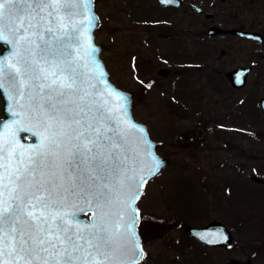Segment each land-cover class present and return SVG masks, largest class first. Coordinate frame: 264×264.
<instances>
[{
  "label": "snow or ice",
  "instance_id": "snow-or-ice-1",
  "mask_svg": "<svg viewBox=\"0 0 264 264\" xmlns=\"http://www.w3.org/2000/svg\"><path fill=\"white\" fill-rule=\"evenodd\" d=\"M90 4L0 0V93L14 117L0 123V264L144 257L136 201L160 161L96 59Z\"/></svg>",
  "mask_w": 264,
  "mask_h": 264
},
{
  "label": "rangeland",
  "instance_id": "rangeland-1",
  "mask_svg": "<svg viewBox=\"0 0 264 264\" xmlns=\"http://www.w3.org/2000/svg\"><path fill=\"white\" fill-rule=\"evenodd\" d=\"M153 2L94 0L100 19L95 39L110 78L132 93L134 117L167 159L144 185L140 217H175L192 226L220 221L234 240L229 247H207L184 228L155 236L152 223L148 230L144 224L139 264H264V181L251 179H264L258 104L264 97V43L206 34L214 24L264 30V0H186L201 6V14L154 9ZM210 12L214 19L204 16ZM150 19L159 21L156 28L147 25ZM237 65L253 66L241 89L226 78L227 68ZM160 69L168 74L161 76Z\"/></svg>",
  "mask_w": 264,
  "mask_h": 264
},
{
  "label": "water",
  "instance_id": "water-1",
  "mask_svg": "<svg viewBox=\"0 0 264 264\" xmlns=\"http://www.w3.org/2000/svg\"><path fill=\"white\" fill-rule=\"evenodd\" d=\"M172 1H174V0H171V2H166V0H159L160 3H172ZM89 8H90V14L96 17V25L91 29V35L93 37V43H94L95 47L98 49V51L96 53V59L99 60L100 64L103 66V69L107 75L108 82L113 87H115L120 92H122L125 96L128 97V101H127L128 117L127 118L132 123H134L135 125L139 126L140 128H143L145 130L144 133L134 132V134H133L134 138L139 137L141 135L144 137V141L147 142L148 149L151 152V156L149 157V160L150 161H152V160H159L160 161V167L157 170V172H159L166 165L167 159L164 156H160L157 154V142L153 141L150 138L146 125L137 121L134 118L133 113H132V106H133L132 94L126 90H123V89L117 87L111 81L110 76H109V71L107 70L105 63L100 56L102 46L97 44L95 41L94 32H95L96 28L100 25V19H99L98 14L95 11L94 0H91V4L89 5ZM192 8L194 10H200V8H198L194 5ZM221 32H222V29L220 27L212 26L209 28L207 35L208 36H214L216 34H220ZM227 32H229L230 34L239 35L240 37L245 38V39H251V40L256 41V42H262L263 41L262 34L259 32H256V31L251 32V31L241 30V29H228ZM0 46L2 47L0 54H2V51H6V48H8L10 50V46L4 45L2 42H0ZM3 54L6 55L7 52H3ZM250 71H251L250 66H242V67H238V68L232 70L231 72H229L228 77L230 79L231 85L235 88L243 87L247 81V77H248ZM158 73L161 76H166L168 74V70L167 69H160ZM0 95L3 99V113H4V116L2 118H0V123H3V122L14 119V117H12L10 111L7 110L10 106V101H8L7 99L4 98L3 93H0ZM259 104H260V107L262 109L263 119H264V98H261L259 100ZM24 142L30 143L31 141L29 139H26ZM33 142H35L34 138H33ZM150 166H152V165H150ZM143 174L146 177L148 175L147 172H144ZM153 176H151V177H153ZM151 177H148L147 180L150 179ZM253 180H255L257 182H263V180L261 178L256 177V176H253ZM143 186L140 187V189H139L141 194L143 191ZM137 201H136V203H137ZM83 218L85 220H88V215H85ZM137 223H138V218L136 219V225H137ZM185 231L189 235L193 236L194 238H196L198 241H200L201 243H203L206 246L224 247V246H229L233 241V235L231 234L229 229L220 221H212L206 225L199 226V227L187 225L185 228ZM135 233H136L137 242L141 246L137 227L135 229ZM226 264H251V262H250V260H248L246 263H239L235 259H231Z\"/></svg>",
  "mask_w": 264,
  "mask_h": 264
},
{
  "label": "flooded vegetation",
  "instance_id": "flooded-vegetation-1",
  "mask_svg": "<svg viewBox=\"0 0 264 264\" xmlns=\"http://www.w3.org/2000/svg\"><path fill=\"white\" fill-rule=\"evenodd\" d=\"M224 1V0H223ZM239 1H241V0H238V2ZM248 2H250V1H252V0H247ZM247 2L246 1H243V4H246ZM193 4L194 3H189V2H186V0H174V1H172V3H160L159 2V0H154V2H153V4H152V6L154 7V9H156V8H160L161 10H165V11H171V10H173V11H177V10H179L180 11V13L181 14H184V12H185V14H186V12H187V9L188 8H190L192 11H194L195 13H197V14H201L202 12H203V9H202V7L201 6H199L200 8H201V11H197V10H194L192 7H193ZM196 5V4H195ZM204 16L206 17V16H209V17H211L212 19H214V14L213 13H204ZM151 21H149V22H146L147 23V25H149V26H152V27H154V28H156L157 27V25L159 24V21L157 20V19H150ZM163 20H165V19H163ZM250 25H253L252 24V20H251V22L249 23ZM214 25H216V24H214ZM212 26V25H211ZM216 26H218V25H216ZM218 27H220V26H218ZM247 28H245L244 26H241V27H233V28H222V27H220L221 29H222V32L220 33V34H216L214 37L216 38V37H223V38H225V37H231V38H233V39H235L236 37L237 38H240V40L241 41H246V42H249V43H264V30L263 29H254L253 27H251V26H246ZM228 29H241V30H247V31H256V32H259V33H261L262 34V36H263V41L262 42H256V41H253V40H251V39H245V38H242V37H240L239 35H234V34H230L229 32H227V30ZM242 66H245V65H237V66H234V67H232V68H227V71H226V78L228 79V81H229V84L231 85V83H230V79H229V77H228V73L229 72H231L232 70H234V69H236V68H238V67H242ZM251 67H253V66H251ZM253 69V68H252ZM251 73V72H250ZM249 76V75H248ZM247 83V82H246ZM245 83V85L243 86V87H245L247 84ZM231 87H232V85H231ZM233 88V87H232ZM234 89H236V88H234ZM239 89H241V88H239ZM234 132H236V130H234ZM251 179H252V177H251ZM159 218H161V219H165V218H163V217H159ZM173 218V217H172ZM172 218H170V219H166V220H172ZM174 221L176 222V223H178V224H180L181 225V228L180 229H182V228H184L185 229V227L187 226V224H185L184 222H182L181 220H178V219H175V217H174ZM228 227V226H227ZM180 229H176V230H169V231H165V233H170V232H173V231H177V230H180ZM189 237H191L192 239H194V240H196L195 238H193L192 236H190V235H188ZM175 241V244H177L178 243V240L177 239H175L174 240Z\"/></svg>",
  "mask_w": 264,
  "mask_h": 264
},
{
  "label": "trees",
  "instance_id": "trees-1",
  "mask_svg": "<svg viewBox=\"0 0 264 264\" xmlns=\"http://www.w3.org/2000/svg\"><path fill=\"white\" fill-rule=\"evenodd\" d=\"M183 137V141H187L188 136H182ZM146 216H142L140 218V222L138 225V230L140 231V237L142 240V243H144V237L142 235V227L147 225V230H148V223H152V234L155 236H159L161 235V232L164 231H169V230H176V229H180L181 225L176 223L174 221V219L172 220H166V219H161L159 217L156 216H149L148 218H146L147 220H144ZM148 232V231H147ZM150 233V232H148Z\"/></svg>",
  "mask_w": 264,
  "mask_h": 264
}]
</instances>
